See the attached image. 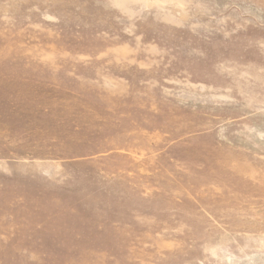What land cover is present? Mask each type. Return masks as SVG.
Returning <instances> with one entry per match:
<instances>
[{
    "label": "rangeland",
    "instance_id": "obj_1",
    "mask_svg": "<svg viewBox=\"0 0 264 264\" xmlns=\"http://www.w3.org/2000/svg\"><path fill=\"white\" fill-rule=\"evenodd\" d=\"M0 264H264V0H0Z\"/></svg>",
    "mask_w": 264,
    "mask_h": 264
}]
</instances>
